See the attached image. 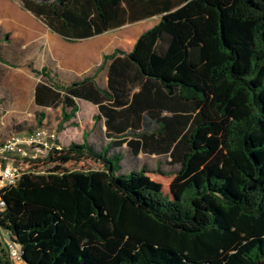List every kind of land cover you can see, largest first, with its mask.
Instances as JSON below:
<instances>
[{"label": "trees", "instance_id": "16d2710c", "mask_svg": "<svg viewBox=\"0 0 264 264\" xmlns=\"http://www.w3.org/2000/svg\"><path fill=\"white\" fill-rule=\"evenodd\" d=\"M19 2L68 43L160 16L92 77L62 86L34 71V104L59 108L57 131L79 99L97 106L109 143L96 151L84 131L65 151L101 169L28 173L0 191V231L22 262L264 264V0ZM123 145L132 159L169 157V196L144 168L122 172Z\"/></svg>", "mask_w": 264, "mask_h": 264}, {"label": "rangeland", "instance_id": "374dc122", "mask_svg": "<svg viewBox=\"0 0 264 264\" xmlns=\"http://www.w3.org/2000/svg\"><path fill=\"white\" fill-rule=\"evenodd\" d=\"M151 20H146L147 25L142 28L131 25L110 31L103 35L101 42L68 43L60 40L54 43L52 37L55 35L41 21L23 10L19 0H0V146L12 135L30 136L41 127L54 132L61 146V150L50 159L27 166V173L47 175L99 170L101 166L98 163L67 153L65 148L70 144L80 145L84 131L89 132L87 139L96 151L108 143L103 136L101 122L91 125L94 111L89 110L83 102H80L79 114L70 120L74 125L65 123L61 132H58L59 110L42 109L34 104V88L44 80L34 71L42 67L48 68L49 74L57 69L63 72L79 71L90 62H100L102 55L109 54L113 49L128 51L140 30L156 22ZM88 51L97 53L87 57L84 54ZM40 112L44 113L41 127L36 125V117ZM119 152L124 156L122 172L144 168L151 180L161 184L163 193L170 195L169 185L176 166L172 165L168 156L141 154L132 159L126 145ZM2 249L0 246V254ZM4 257L7 258L5 254Z\"/></svg>", "mask_w": 264, "mask_h": 264}, {"label": "built area", "instance_id": "2783aa9c", "mask_svg": "<svg viewBox=\"0 0 264 264\" xmlns=\"http://www.w3.org/2000/svg\"><path fill=\"white\" fill-rule=\"evenodd\" d=\"M60 150L61 146L57 142L55 133L43 128L30 136L8 137L0 146V191L14 185L21 175L28 174L25 169L27 166L47 160L51 154ZM2 207L0 198V210ZM0 246L6 251L11 264H24L20 247L12 243L2 231H0Z\"/></svg>", "mask_w": 264, "mask_h": 264}, {"label": "crops", "instance_id": "0c3cea01", "mask_svg": "<svg viewBox=\"0 0 264 264\" xmlns=\"http://www.w3.org/2000/svg\"><path fill=\"white\" fill-rule=\"evenodd\" d=\"M150 19H152V20H156V22L154 23V24H152L150 27H152L153 25H155L158 21H159V19H160V16H151V17H147V18H144V19H140V20H138V21H135V22H133V23H126L125 25H123V26H121V27H119V28H117V29H114V30H118V29H122V28H124V27H127V26H131V25H136V26H138L139 28H142V27H144L145 25H147V22H145L146 20H150ZM151 20V21H152ZM150 23V22H149ZM149 26L148 27H145L143 30H140V32H139V34L140 33H142L143 31H145V30H147V29H149L150 28ZM111 31H113V30H111ZM108 32H110V31H108ZM108 32H106V33H103V34H101V35H98V36H95V37H92V38H88V39H85V40H81V41H78V42H86V43H91V42H101L102 41V39L104 38L103 37V35H105V34H107ZM54 34V33H53ZM138 34V35H139ZM55 36H53L52 37V42H54V43H58L60 40L61 41H63L59 36H57L56 34H54ZM138 37V36H137ZM136 37V38H137ZM136 40V39H135ZM135 40H134V42H135ZM133 42V43H134ZM132 46H133V44H132ZM132 46L128 49V51H130V49L132 48ZM128 51H125V52H128ZM95 53H97V51H88V52H86L84 55L85 56H87V57H90L91 55H94ZM104 55V54H103ZM100 63H101V60H100V62H94V63H88V65L85 67V68H81L79 71H76V70H74V71H69V70H66L67 72H63V71H61V70H59V69H57L56 71L54 70L53 71V73H51L50 74V76H54L55 75V77H56V79H57V81H58V83L60 84V85H62V86H67V85H69V84H71L72 82H74V81H77V80H82L83 78H88V77H92L93 75H94V72H95V70L99 67V65H100ZM43 68V67H42ZM47 70L49 71V69L47 68ZM100 76H102V78H101V80H100V82H99V78H100ZM94 82L96 83V85L99 87V88H101V89H105L106 88V85H107V69L106 68H104L103 70H101L99 73H97L96 74V76L94 77ZM75 101V104L77 105V107H78V111L75 113V115L76 114H79V105H80V102H83L85 105H87L88 107H89V110L91 109V110H93L94 112V114H93V116H96L97 114H98V109H97V106L96 105H93V104H91V103H89V102H87V101H83V100H79V99H75L74 100ZM47 109H50V108H47ZM58 110H59V108H57ZM59 113H60V110H59ZM74 115V116H75ZM93 116L91 117V121H92V124L91 125H94L95 123H93ZM98 121H100L101 122V130H102V133H103V136H104V138H105V127H104V120L102 119V118H100ZM98 121H96V123L98 122ZM60 122V121H59ZM59 122H58V124H59ZM66 123H72V122H66ZM57 124V125H58ZM65 124V123H64ZM63 124V125H64ZM63 125H62V129H63ZM69 126V125H68ZM76 126V125H75ZM42 128V127H41ZM57 129V128H56ZM58 132H61V130L60 131H58ZM87 133H88V135H89V132L88 131H86ZM83 133V132H82ZM56 135V134H55ZM88 135H87V138H88ZM86 138V141H87V143L89 144V145H91V143L88 141V139ZM56 139H57V141H58V138H57V136H56ZM82 139V138H81ZM106 139V138H105ZM107 141H108V143H109V140L108 139H106ZM81 142H82V140H81ZM59 143V142H58ZM107 143V144H108ZM106 144V145H107ZM92 146V145H91ZM105 146V145H104ZM103 146H101L99 149H101Z\"/></svg>", "mask_w": 264, "mask_h": 264}]
</instances>
